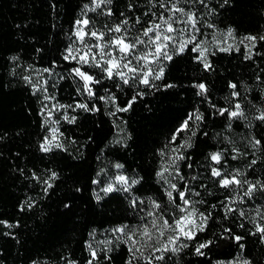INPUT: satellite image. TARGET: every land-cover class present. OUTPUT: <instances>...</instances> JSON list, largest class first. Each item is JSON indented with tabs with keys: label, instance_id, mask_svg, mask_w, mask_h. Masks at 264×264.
Listing matches in <instances>:
<instances>
[{
	"label": "trees",
	"instance_id": "obj_1",
	"mask_svg": "<svg viewBox=\"0 0 264 264\" xmlns=\"http://www.w3.org/2000/svg\"><path fill=\"white\" fill-rule=\"evenodd\" d=\"M159 4L111 0L83 17V6L91 8L92 0H0V264H149L151 249L140 247L145 258L137 253L132 259L127 237L111 230L127 225V232L150 224L153 218L145 215L153 211L149 198L161 205L157 216L163 212L172 223L181 215L176 206L182 202L175 191V203L170 202L165 191L169 183L181 191L186 183L190 192H198L190 198L203 201L195 207L208 219L194 239L179 242L187 247L165 252L163 260L152 264H264V234L253 222L264 225V189L258 185L250 197L244 196L247 185L223 188L221 178L211 175L212 168L224 174L239 170L240 179L264 183V121L256 119L264 111V40L259 39L264 36V0H205L207 7L197 2V40L209 42L232 29L235 39L220 46L232 45V50L213 45L207 53L211 68L206 70L190 44L163 62V78L153 87L105 79L98 68L85 65L84 71L102 80L92 85L96 95L89 97L82 81L71 74L79 65L63 58L77 43V19L91 22L85 30H103L127 18L131 36L153 18L151 13L159 17ZM108 8L111 16L104 14ZM137 17L141 24L135 23ZM247 36L257 38L251 59H245ZM45 68L51 71L43 72ZM27 76L32 83L47 81V92H34ZM199 83L207 86L206 93L198 95L194 85ZM230 83L237 85L239 97L232 96ZM45 95L54 99L45 100ZM133 96L128 111H117ZM84 103L89 110L75 106ZM236 103L247 119L219 114L220 109L234 110ZM45 105L52 110L60 137V146L49 151L41 147L52 124ZM196 114L202 119L193 118L182 129L189 115ZM253 140L260 145L253 147ZM185 141L190 146L180 148ZM174 148L184 159L173 166ZM216 152L222 154L218 164L210 159ZM164 167L172 172L164 173L167 180L157 175ZM120 175L128 179L127 191L116 180ZM109 184L115 190L104 192ZM229 206L236 211L226 213ZM236 236L242 239L236 241ZM135 239H141L139 233ZM209 241L201 250L204 254H197L196 247Z\"/></svg>",
	"mask_w": 264,
	"mask_h": 264
},
{
	"label": "snow or ice",
	"instance_id": "obj_2",
	"mask_svg": "<svg viewBox=\"0 0 264 264\" xmlns=\"http://www.w3.org/2000/svg\"><path fill=\"white\" fill-rule=\"evenodd\" d=\"M199 3L201 5L205 4V0H160V8L163 10L160 12L159 17H156V14L151 13L152 19L146 21L144 24H141L139 18L137 17L135 23L141 24L139 29L134 30L133 35H129V31L133 29V26L129 24L127 18H125L121 23L115 24L112 27L105 26V29H94L86 27L91 23L87 18L77 19L74 23L76 26L75 37L79 42L80 47H69L67 49V54L64 55L65 60L76 61L79 66L71 69V74L75 77H78L82 81L81 87L83 91L89 96H95L96 93L93 91L92 85H99L102 83L101 79H97L96 76L90 74L88 71L83 70V66L87 65L89 68H98L100 73L103 74V78L109 80L118 79L124 85H128L132 81L133 86L137 84H142L148 87H153L156 80H160L164 75V61H171L173 59V54L183 53L188 45H192L191 51L198 53L195 57L197 60L203 63V67L208 70L211 68V64L207 59L208 49L203 46V41L197 40V34H201L200 20L201 15L195 10V4ZM111 3V0H92V7L89 8L88 5H84V12L82 13L83 17H86L88 11L95 12L96 9L101 8L102 6H107ZM191 3L192 7H188ZM185 6H181V5ZM154 6V5H153ZM131 7V6H130ZM167 13V15H165ZM108 16H111V9L108 8L106 13ZM147 15V13L145 14ZM182 25V27H181ZM209 28H214V25H207ZM119 34V35H116ZM228 37H232L233 31L229 29L227 34ZM264 40V36L259 38ZM250 42L246 47L248 48V54L245 56V59H251L252 48L255 47V42L257 38L255 36H247L244 38ZM217 46L221 41H216ZM243 43V41H241ZM232 45L227 47H222L220 51H231ZM239 51V49H236ZM43 72H50V69H43ZM42 73H38L40 75ZM29 84L32 85V88L35 91L47 92V88L44 87L43 83L37 81L32 83V78L27 76L24 78ZM117 88L120 87V84H115ZM174 85H167V87H173ZM199 92V94H204L207 92V86L204 83H199L194 85ZM229 87L233 89V97H239L240 93L235 91L237 85L230 83ZM80 89L78 88V92ZM138 95H143V93H138ZM135 96H133L132 101H129L128 105L124 108H118L117 111L126 112L132 106V102L135 101ZM45 100H52L54 97L45 95ZM101 100H105V96H100ZM108 99H114V97H108ZM78 108L89 110L88 104H77L75 105ZM60 108L71 107L65 105H59ZM52 108H57L56 104L52 105ZM93 111H98V109H91ZM45 111L48 116L52 115V110L47 108L45 105ZM225 112H228L229 119L232 118H244L247 119L245 113L241 107L240 103L234 105V110L228 108L220 109L219 114L224 115ZM68 119L67 116L64 117ZM195 118L196 120H201L202 116L196 114L189 115L188 119L184 121L182 125L183 128L188 127L189 120ZM74 121V117L72 118ZM261 121H264V111L260 112V115L256 117ZM54 135L53 139H56L55 132L56 129L52 130ZM195 135V133H193ZM173 141L175 136H173ZM119 142V141H117ZM252 146L256 147L260 145L259 140H253ZM50 141L48 138H45V144L42 145L44 151L50 150ZM57 147L60 145L57 144ZM190 146L188 142L185 141L180 145V148ZM173 153H177L173 158L170 159V164L175 165L177 160L184 159V157L179 153L178 148L172 149ZM235 158V157H233ZM210 159L217 164L222 159V154L220 152L212 153ZM254 164L255 161H252ZM117 168H121L122 165H116ZM191 167V165H189ZM167 172L169 175H172V172L169 167H164L161 172L157 173L158 176L167 180V177L164 176V173ZM176 174L179 175V169H176ZM55 173H52V176L55 177ZM211 175L213 177H220L219 184L223 188H231V186L236 185L238 187H243L247 185V191L244 192V196L250 197L253 192L257 189L259 185L260 189H264V183L257 181L252 183L246 179L242 180L240 177L243 175L239 170H235L231 174H224L218 168L211 169ZM183 179V177H181ZM195 179V177H193ZM116 180L124 186L122 190L127 191L130 187L128 179L123 176H117ZM137 181L133 180L132 183ZM48 187H51L49 184ZM115 188L112 184H109L107 188L103 189L104 192H112ZM167 197L170 202L175 203V197L173 192H177L181 205H177L178 211L181 213L178 218H174L172 223H169L167 219H164V213L161 212L157 216L156 211L161 208V205L156 201L149 198L150 207L153 211L145 213L146 216L152 217L150 224L144 223L137 228L130 229L126 232L127 225H123L117 228L112 229L114 233H121L127 237L128 242L132 245L130 252L132 253V259L137 258V253L140 254V258H145L144 253L140 252V247L149 248L152 250L151 254L146 257L149 264H152L153 260H163L165 252H179L181 248L187 247V244L179 243L182 238L187 240H192L195 238L197 231H203L208 219L203 213H199L195 207L196 203H202L203 201H194L190 198L191 196H199L198 192H190L187 184L185 183L184 190L181 191L177 188V185L174 183H169L168 189L165 190ZM244 196L240 197L242 201ZM99 198V197H97ZM235 196L231 197L232 201L235 200ZM132 203L135 205L136 200L133 199ZM141 203H143L141 201ZM31 206V205H29ZM236 209L226 207L225 212H233ZM259 215V212H257ZM240 216H244L243 210L239 212ZM256 231L264 234V225L259 224L256 221ZM243 225H241L242 227ZM137 233H139L141 239H135ZM167 234V236H166ZM242 238L236 236L235 240L240 241ZM211 241L206 243L199 244L196 247V252L199 255L204 253L201 251L204 248H207ZM159 244V247L155 245ZM241 247H243L241 245ZM91 250L92 257H96L95 249H92L91 244L89 245ZM161 253L159 256L155 253ZM89 264H92L89 261ZM129 264H132V261L129 260ZM247 264V262H245Z\"/></svg>",
	"mask_w": 264,
	"mask_h": 264
},
{
	"label": "rangeland",
	"instance_id": "obj_3",
	"mask_svg": "<svg viewBox=\"0 0 264 264\" xmlns=\"http://www.w3.org/2000/svg\"><path fill=\"white\" fill-rule=\"evenodd\" d=\"M226 34L227 33H225V34H219L217 36H214L213 35L212 39L209 42L203 41L204 42L203 46L206 47L208 49V51H209V49L213 45L217 46L216 41H221V43L219 44V46H217L219 48H220L221 44L232 42V39L234 38V36L232 35V37H228ZM73 45H75L76 47H80L78 41H77L76 44H73ZM73 45H71V47H73ZM46 118H47V122H51L52 123L51 124V128L49 129L48 135L46 136V138H48V140L50 141L49 147L51 148V147L59 144L60 137H59L58 128H57V121L54 120V117L53 116L52 117L51 116H48L47 113H46ZM53 129H56V132H55L56 139H53V135H54V133L52 131ZM44 144H45V141H44Z\"/></svg>",
	"mask_w": 264,
	"mask_h": 264
}]
</instances>
